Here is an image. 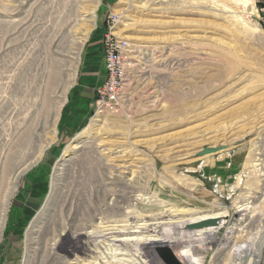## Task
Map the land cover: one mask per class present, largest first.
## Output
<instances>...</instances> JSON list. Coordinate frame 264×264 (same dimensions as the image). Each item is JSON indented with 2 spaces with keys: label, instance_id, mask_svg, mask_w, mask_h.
Wrapping results in <instances>:
<instances>
[{
  "label": "rangeland",
  "instance_id": "obj_1",
  "mask_svg": "<svg viewBox=\"0 0 264 264\" xmlns=\"http://www.w3.org/2000/svg\"><path fill=\"white\" fill-rule=\"evenodd\" d=\"M248 1L0 0V264H226L257 235L264 0ZM110 31L129 43L126 102L94 120ZM111 192L128 216L106 213ZM223 211L217 232L188 224Z\"/></svg>",
  "mask_w": 264,
  "mask_h": 264
},
{
  "label": "bare ground",
  "instance_id": "obj_2",
  "mask_svg": "<svg viewBox=\"0 0 264 264\" xmlns=\"http://www.w3.org/2000/svg\"><path fill=\"white\" fill-rule=\"evenodd\" d=\"M152 1V0H151ZM160 2H166L167 0H159ZM174 0H169V3L170 2H173ZM177 1V0H176ZM244 4H247L249 1L248 0H241ZM158 2V1H157ZM168 3V4H169ZM161 4V3H160ZM143 5V3L141 4ZM169 6V5H168ZM220 60L223 61L225 64H228L230 65L232 63V59L231 57L229 56V53L228 52H225L222 51L220 53ZM99 115V113H98ZM94 120H99L97 115L95 116V118H93ZM85 133L84 132H80L76 138L78 137H82ZM82 135V136H81ZM74 144V143H73ZM113 148V147H112ZM116 152H119V151H116ZM115 165V164H113ZM117 165V164H116ZM254 165V164H253ZM108 167V166H107ZM106 169V168H105ZM104 170V168H103ZM107 170V169H106ZM110 170V169H109ZM113 175V174H112ZM111 177V175H110ZM115 178V177H114ZM113 179V178H112ZM117 179V177L115 178ZM115 179H113L112 181H114ZM127 180H131L132 182H134V180L130 177V178H126V181ZM125 181V182H126ZM136 181V180H135ZM130 182V181H129ZM138 182V181H136ZM134 182V184L136 183ZM124 183V182H123ZM127 183V182H126ZM125 184V183H124ZM141 187V186H140ZM102 189L105 190L106 187L105 185L102 186ZM137 190V189H136ZM101 191V190H100ZM145 193V192H144ZM127 194V193H126ZM136 194V192H135ZM110 195L112 196L110 199H109V202L106 203L104 207V209L106 210V213H112V214H116V215H120V214H123L125 213V215H129L131 212L127 210V208L129 207L128 205L127 206H124L125 205V202H123L124 198H122L119 193L117 192H111ZM108 196V193L105 194V197ZM135 196V195H134ZM137 196H140L137 194ZM136 196V197H137ZM138 198V197H137ZM140 198L142 199V196H140ZM139 198V199H140ZM144 199V197H143ZM126 201V200H125ZM140 201V200H139ZM142 201V200H141ZM99 202V201H98ZM133 202V201H132ZM139 203V202H138ZM103 204V203H102ZM242 209V208H241ZM167 211V210H166ZM165 211V212H166ZM164 211H161V212H158L159 214L156 213V215H152L151 219L153 220H156L157 219H161L163 216H165ZM172 212V211H171ZM176 212V211H175ZM175 212L173 213V215H177V213L175 214ZM169 213V212H168ZM167 212L166 214L169 215ZM181 213V212H180ZM136 214V213H135ZM87 215V217L85 219H78L76 221V224L73 225V227H66L63 229L64 232H66V234L68 233H77V232H82L83 230H85L88 226L90 225H93V220L94 219H98L100 220L99 223H107L109 220L106 219L107 216L104 215V212L99 211V212H95V213H90V214H85ZM145 216V214H144ZM226 212L223 211V212H215V213H208V214H203V215H199V216H195V217H192L188 220L189 223L188 224H194V223H199L201 221H204V220H207V219H210V218H216V219H219L218 222L215 224V225H210V226H204V227H200V228H197V232H209L211 230H218L220 229L221 225H222V221H220L221 218H224L226 217ZM252 216V215H251ZM83 216H81L82 218ZM137 217V215H136ZM147 217V216H145ZM125 218H127L125 216ZM133 218V217H132ZM164 218V217H163ZM3 219V213L0 214V221ZM107 220V221H105ZM111 220V219H110ZM129 220V218H128ZM158 222H154L152 224H157ZM150 225V224H148ZM191 228H194V227H191ZM196 229V228H195ZM106 230V229H105ZM217 232V231H216ZM80 234H77L76 236H78ZM263 239H264V223L262 224L261 228L258 229L257 231V235L253 236V237H249V240L248 241H245V244H240L237 246L236 249H234V255L230 258L231 261H227L226 264H258L259 261H260V258L262 256V245H263ZM246 240V239H245ZM168 243V242H167ZM168 248H171L172 245H169L167 246ZM179 251V250H178ZM231 251V250H230ZM230 251L228 252V255L230 253ZM96 260V259H95ZM63 264H69V262H67V260L64 259L63 261Z\"/></svg>",
  "mask_w": 264,
  "mask_h": 264
},
{
  "label": "built area",
  "instance_id": "obj_3",
  "mask_svg": "<svg viewBox=\"0 0 264 264\" xmlns=\"http://www.w3.org/2000/svg\"><path fill=\"white\" fill-rule=\"evenodd\" d=\"M116 16L111 17L114 24ZM113 26H110L112 28ZM103 66L105 78L97 89L95 108L92 116L104 112H114L126 102L127 54L129 43L121 36L110 31L102 40Z\"/></svg>",
  "mask_w": 264,
  "mask_h": 264
},
{
  "label": "water",
  "instance_id": "obj_4",
  "mask_svg": "<svg viewBox=\"0 0 264 264\" xmlns=\"http://www.w3.org/2000/svg\"><path fill=\"white\" fill-rule=\"evenodd\" d=\"M222 148H223V146H219V147L206 146L199 152V155H205L207 153L216 152L218 150H221ZM217 220L218 219H216V218H210V219L201 221L199 223L191 224L190 227L200 228V227H204V226L215 225L217 223ZM165 259H167L168 262H170L171 264H179L177 262V260L175 259V257L169 251H166Z\"/></svg>",
  "mask_w": 264,
  "mask_h": 264
},
{
  "label": "crops",
  "instance_id": "obj_5",
  "mask_svg": "<svg viewBox=\"0 0 264 264\" xmlns=\"http://www.w3.org/2000/svg\"><path fill=\"white\" fill-rule=\"evenodd\" d=\"M100 73H101V75H102V81L104 80V78H105V71H104V66H103V63H102V65H101V67H100ZM85 88H87V89H92V87L91 86H87V85H85ZM89 94H90V91H89Z\"/></svg>",
  "mask_w": 264,
  "mask_h": 264
}]
</instances>
